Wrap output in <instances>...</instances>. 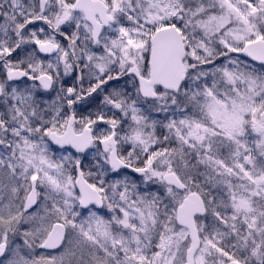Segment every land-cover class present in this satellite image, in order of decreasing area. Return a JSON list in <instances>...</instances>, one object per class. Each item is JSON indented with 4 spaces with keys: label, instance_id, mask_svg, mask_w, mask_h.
<instances>
[{
    "label": "snow or ice",
    "instance_id": "obj_1",
    "mask_svg": "<svg viewBox=\"0 0 264 264\" xmlns=\"http://www.w3.org/2000/svg\"><path fill=\"white\" fill-rule=\"evenodd\" d=\"M0 18V264H264V0H0ZM125 76L102 100L119 119L77 116Z\"/></svg>",
    "mask_w": 264,
    "mask_h": 264
},
{
    "label": "rangeland",
    "instance_id": "obj_2",
    "mask_svg": "<svg viewBox=\"0 0 264 264\" xmlns=\"http://www.w3.org/2000/svg\"><path fill=\"white\" fill-rule=\"evenodd\" d=\"M24 3H28V0H23ZM0 22H2V18H0ZM43 23L42 22H35V25H30L29 27H35V28H39V27H43ZM62 28H64V26H62ZM46 31H50V29H46ZM74 31V29H73ZM43 38V37H42ZM57 39L60 40V42L62 44H64L65 46H67V41L66 39L57 36ZM34 47H36L35 45H25L24 48L26 51H31ZM92 50L93 51H97V48L95 46H92ZM14 58L16 57V54H13ZM37 56L39 59L45 60L47 61H53L55 62V55L52 56H43L41 55L39 52H37ZM223 58H221L220 61H217V63H223ZM205 67H212L211 65L205 66ZM256 67L259 69L260 65L258 62H256ZM4 69L2 67V62H0V78H3L4 76ZM77 73H72L68 76H64L63 73H61V79L59 83L64 84L65 87L67 86H72L73 83L75 82V77H76ZM21 86H24L25 84H30L32 83L31 81H28L26 78L22 81H20ZM84 83V87L87 88L89 85L87 83V79H85ZM126 86L127 91L129 92V94L133 93V85L132 82L130 80L129 77L125 76V77H121L119 82H115V81H109L108 84L106 86H104V91L100 92V90H98L96 93H93L91 97H86L83 101L79 102L77 105H74V109L77 112V116H88L90 113L93 114V118H95L94 114L97 111H101L105 114L106 117H114L119 119L121 117V114L119 113L118 110L115 109H111L110 106H105L102 103L103 100V96L105 94H107L108 92H110L112 90V88L114 87H120V88H124ZM59 90V87L57 84H54V90H44L42 88H38L37 89V97L38 98H43L45 101H50L52 99L55 98L56 96V91ZM143 107V105L141 106ZM0 110H2V108H0ZM68 110V109H65ZM151 115V117L153 119H157V120H164L165 116L167 115L164 112H155L152 111L151 113H149ZM124 123L122 124V126L126 129L127 128V124L130 123V118H124ZM167 121H165L166 123ZM109 126L104 123V122H99L96 126L97 129H107ZM96 129H94L95 131ZM158 136L163 135H167L168 132L166 129H163L162 127L158 126L157 128V133ZM163 147H176L177 146V142L176 141H171V142H164V144L162 145ZM157 147V146H154ZM130 147L128 145L124 146V154H127V151H130ZM53 151L56 153L57 156H59L62 152V149H60L59 147H56L55 145H53ZM69 151L72 152L73 155H80L81 160H82V167H84L85 169H91L92 171H96V167H95V160H96V150L95 149H89L88 151H86L83 154H77L75 151H73L72 149L69 148ZM67 154V153H65ZM124 174H127L126 172L123 171ZM129 175V174H127ZM110 178L115 179V178H122V177H117L115 176V174H110ZM134 179L137 180V182H139L140 177H133ZM143 187V185H142ZM159 188L158 185L152 184L151 182H149V187L146 189L147 191H157ZM107 211V210H105ZM211 220V216L209 215L207 217V220L205 221V223H207L208 221ZM19 242V241H18ZM44 250L42 249H38L37 253L39 254L40 252H43ZM52 254H55L54 251H52Z\"/></svg>",
    "mask_w": 264,
    "mask_h": 264
},
{
    "label": "flooded vegetation",
    "instance_id": "obj_3",
    "mask_svg": "<svg viewBox=\"0 0 264 264\" xmlns=\"http://www.w3.org/2000/svg\"><path fill=\"white\" fill-rule=\"evenodd\" d=\"M63 38V37H62ZM79 43V42H78ZM57 147V146H56ZM74 151V150H73ZM124 172H126L125 170H123ZM127 174H129V175H133L132 173H129V172H126ZM133 177H139V175L138 174H134V176Z\"/></svg>",
    "mask_w": 264,
    "mask_h": 264
},
{
    "label": "water",
    "instance_id": "obj_4",
    "mask_svg": "<svg viewBox=\"0 0 264 264\" xmlns=\"http://www.w3.org/2000/svg\"><path fill=\"white\" fill-rule=\"evenodd\" d=\"M43 54H45V53H43ZM45 55H53V54H45ZM250 59V58H249ZM22 79H24V78H22ZM21 79V80H22ZM127 171H129V172H131V170H127ZM139 175V174H138Z\"/></svg>",
    "mask_w": 264,
    "mask_h": 264
}]
</instances>
